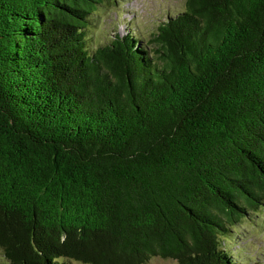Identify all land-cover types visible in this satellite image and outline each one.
<instances>
[{
    "label": "trees",
    "instance_id": "obj_1",
    "mask_svg": "<svg viewBox=\"0 0 264 264\" xmlns=\"http://www.w3.org/2000/svg\"><path fill=\"white\" fill-rule=\"evenodd\" d=\"M112 3L0 0V264H241L264 0H185L150 38L93 46Z\"/></svg>",
    "mask_w": 264,
    "mask_h": 264
},
{
    "label": "rangeland",
    "instance_id": "obj_2",
    "mask_svg": "<svg viewBox=\"0 0 264 264\" xmlns=\"http://www.w3.org/2000/svg\"><path fill=\"white\" fill-rule=\"evenodd\" d=\"M183 5L185 0H116L98 17L101 23L92 29L93 46L97 41L106 42L115 34H125L135 27L144 37L150 38L157 26L167 20L168 14L177 13ZM131 21L132 27L129 26ZM238 229L245 235H240L236 244L232 242L234 256L241 264H264V210L260 215L245 219ZM175 263L174 259L154 256L144 264Z\"/></svg>",
    "mask_w": 264,
    "mask_h": 264
}]
</instances>
